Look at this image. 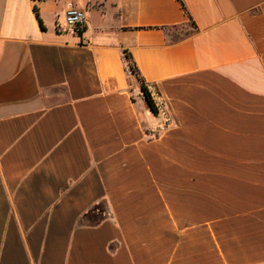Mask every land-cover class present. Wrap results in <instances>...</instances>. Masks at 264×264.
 Returning <instances> with one entry per match:
<instances>
[{
    "label": "crops",
    "instance_id": "obj_1",
    "mask_svg": "<svg viewBox=\"0 0 264 264\" xmlns=\"http://www.w3.org/2000/svg\"><path fill=\"white\" fill-rule=\"evenodd\" d=\"M183 2L0 0V264H264V0Z\"/></svg>",
    "mask_w": 264,
    "mask_h": 264
},
{
    "label": "built area",
    "instance_id": "obj_2",
    "mask_svg": "<svg viewBox=\"0 0 264 264\" xmlns=\"http://www.w3.org/2000/svg\"><path fill=\"white\" fill-rule=\"evenodd\" d=\"M86 20L87 17L84 10L75 7H69L65 15L64 29L67 31L82 30L85 27ZM126 64L128 71L132 72L127 59H126ZM147 89L150 94L151 100L153 102L154 108L156 110L155 114L157 117L161 119V123L156 128V133L165 132L169 129L172 122V118L168 112L166 102L163 99V97L153 87L151 88L147 87Z\"/></svg>",
    "mask_w": 264,
    "mask_h": 264
},
{
    "label": "trees",
    "instance_id": "obj_3",
    "mask_svg": "<svg viewBox=\"0 0 264 264\" xmlns=\"http://www.w3.org/2000/svg\"><path fill=\"white\" fill-rule=\"evenodd\" d=\"M179 1H180V3H181L182 7L186 10V7H185V5H184L183 0H179ZM36 13H37V16L39 17V14H38V12H37V9H36ZM40 23H41V25H42V21H41V20H40ZM126 59H127L128 62H129V66H130V69H131L132 73H133L134 75H136V76L142 81L141 76H140V73H139V70H138V68L136 67V64L134 63V61L132 60V58L130 57V55L126 54ZM142 91H143V93H144V95H145V97H146V100H147L148 104L150 105L151 109H152L153 112L155 113L156 110H155V108H154V105H153V102H152V100H151L150 94H149V92H148L147 87H146L145 84L143 83V81H142Z\"/></svg>",
    "mask_w": 264,
    "mask_h": 264
}]
</instances>
